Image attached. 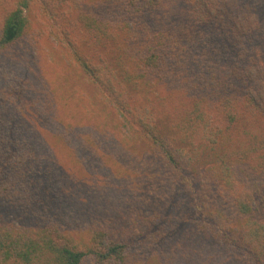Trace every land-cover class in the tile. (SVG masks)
Instances as JSON below:
<instances>
[{"label": "trees", "instance_id": "16d2710c", "mask_svg": "<svg viewBox=\"0 0 264 264\" xmlns=\"http://www.w3.org/2000/svg\"><path fill=\"white\" fill-rule=\"evenodd\" d=\"M29 1L17 0L3 16L0 52L24 34ZM37 1L63 37L65 21L83 37L65 40L72 60L116 111L124 132L137 135L170 169L173 196L165 200L182 209L178 193L195 211L200 236L189 243L207 242L214 249L213 240L231 251L223 257L226 264L235 254L240 263L231 264H264V222L252 205V196L264 194V0ZM153 89L160 94L152 99L161 106L154 117L147 106ZM4 101L0 210L1 199L18 206L31 185L37 192L23 200L25 206L51 201L56 192L45 186L47 170L35 159L40 156L33 139L16 120L11 101ZM200 173L227 197L233 219L223 205L205 211L202 188L208 185L199 184ZM182 215L178 221L168 204L161 205L127 240L104 225L92 226L94 244L80 248L61 242L55 226L17 230L0 217V264H82L88 256L97 264H133L140 251L136 264H146L167 244L163 256L180 264L183 256L171 258L169 251L190 219L188 212Z\"/></svg>", "mask_w": 264, "mask_h": 264}, {"label": "rangeland", "instance_id": "374dc122", "mask_svg": "<svg viewBox=\"0 0 264 264\" xmlns=\"http://www.w3.org/2000/svg\"><path fill=\"white\" fill-rule=\"evenodd\" d=\"M16 1L0 0V26ZM28 5L24 34L0 52V96L11 101L16 120L33 139L41 158L35 153V159L47 170L43 173L45 186H49L51 195L55 191L56 197L37 202V206L36 199L25 202L27 207L23 200L37 192L31 185L18 206L1 199L0 217L6 225L17 230L55 226L54 233H58L61 242L80 248L94 244L90 241L92 226L104 225L117 232L120 240H127L145 227V219L154 210L168 204L178 221L184 212L190 214L173 238L171 258L183 256L180 264H226L223 257L231 251L213 240L209 241L214 249L201 240L203 243H189L190 238L200 236L195 211L187 198L178 193L174 198L184 202L182 209L165 200L166 196H173L170 169L137 135L124 132L116 111L107 106L101 91L72 60L65 40L82 42L83 37L75 35L65 20L67 36L63 37V30L49 23L39 1L30 0ZM61 9L65 7L56 12ZM150 93L151 99L160 94L154 89ZM147 106L152 117V112L161 110L153 99ZM195 178L199 184L202 181L208 185L202 188L205 211L211 213L223 205L225 215L233 219L222 191H215V184L204 181V173ZM252 205L264 222V194L252 196ZM168 246L164 252V245L156 249L146 264H157L158 258L162 264H170L163 256ZM140 253L133 258V264ZM238 261L239 255L231 256L230 264ZM82 264L97 263L88 256Z\"/></svg>", "mask_w": 264, "mask_h": 264}]
</instances>
